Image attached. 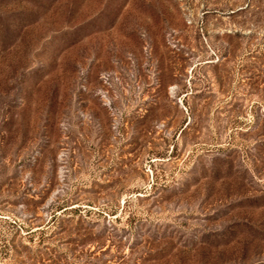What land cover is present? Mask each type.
<instances>
[{
	"label": "rangeland",
	"instance_id": "374dc122",
	"mask_svg": "<svg viewBox=\"0 0 264 264\" xmlns=\"http://www.w3.org/2000/svg\"><path fill=\"white\" fill-rule=\"evenodd\" d=\"M0 264H264V0H0Z\"/></svg>",
	"mask_w": 264,
	"mask_h": 264
}]
</instances>
